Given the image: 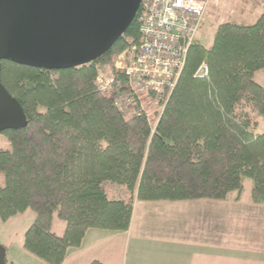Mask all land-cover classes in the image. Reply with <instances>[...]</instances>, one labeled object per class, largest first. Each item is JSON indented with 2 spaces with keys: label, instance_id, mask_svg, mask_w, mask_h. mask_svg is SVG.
Returning a JSON list of instances; mask_svg holds the SVG:
<instances>
[{
  "label": "trees",
  "instance_id": "16d2710c",
  "mask_svg": "<svg viewBox=\"0 0 264 264\" xmlns=\"http://www.w3.org/2000/svg\"><path fill=\"white\" fill-rule=\"evenodd\" d=\"M141 39L138 12L89 64L2 61L1 81L28 123L2 132L10 147H0V220L33 210L23 248L47 264H63L91 228L127 231L136 201L239 200L251 179L253 201L264 203V86L255 79L264 70V11L251 24L220 23L209 47L196 40L156 123L146 111L129 115L114 96L126 82L117 56ZM102 70L114 79L107 90ZM107 183L125 190L112 198Z\"/></svg>",
  "mask_w": 264,
  "mask_h": 264
},
{
  "label": "water",
  "instance_id": "95a60500",
  "mask_svg": "<svg viewBox=\"0 0 264 264\" xmlns=\"http://www.w3.org/2000/svg\"><path fill=\"white\" fill-rule=\"evenodd\" d=\"M142 0H0V133L27 125L1 81L3 60L40 69L80 67L102 57L136 18ZM0 264L6 249L0 245Z\"/></svg>",
  "mask_w": 264,
  "mask_h": 264
},
{
  "label": "crops",
  "instance_id": "0c3cea01",
  "mask_svg": "<svg viewBox=\"0 0 264 264\" xmlns=\"http://www.w3.org/2000/svg\"><path fill=\"white\" fill-rule=\"evenodd\" d=\"M212 0H209L207 11ZM229 3V0H221L220 3ZM243 6L251 11L253 4L249 0H242ZM239 3V2H238ZM254 23L264 11V0L255 4ZM206 11V12H207ZM209 18V17H208ZM206 19L203 27L209 22ZM243 23V24H251ZM202 27V28H203ZM256 72V75L260 73ZM261 84L262 79H258ZM261 80V81H260ZM235 201H213L208 199L188 201H136L130 228L127 231H110L91 228L87 231L82 244L77 248H70L65 264L71 260H81L85 257L89 264L93 260H101L107 264H264V249L239 241L240 236H231L233 231L240 229L225 224H213L219 222L218 218L207 216L213 212L230 210L237 212L242 208L258 211L262 204ZM194 210L201 215L186 220L180 219L178 225L168 218L180 210ZM140 212V219L136 215ZM169 214V215H168ZM167 216V217H165ZM183 222V223H182ZM206 222V223H204ZM55 224V222H54ZM184 224V226H183ZM65 224L56 233L62 234ZM230 230L228 240L225 233ZM55 230V229H54ZM262 257L259 258L258 255ZM63 263V264H64Z\"/></svg>",
  "mask_w": 264,
  "mask_h": 264
},
{
  "label": "built area",
  "instance_id": "2783aa9c",
  "mask_svg": "<svg viewBox=\"0 0 264 264\" xmlns=\"http://www.w3.org/2000/svg\"><path fill=\"white\" fill-rule=\"evenodd\" d=\"M208 3L209 0H142L141 42L122 52L115 62L126 78L114 94L124 111L133 107L138 113L145 112L141 103L144 98H155L157 105L169 99L197 40ZM203 70H207L205 62L199 69ZM97 81L102 90H107L114 79L100 76Z\"/></svg>",
  "mask_w": 264,
  "mask_h": 264
},
{
  "label": "rangeland",
  "instance_id": "374dc122",
  "mask_svg": "<svg viewBox=\"0 0 264 264\" xmlns=\"http://www.w3.org/2000/svg\"><path fill=\"white\" fill-rule=\"evenodd\" d=\"M220 1L221 0L211 1L209 10L205 13V18H204V23L208 17H209L208 18L209 22L206 23L204 27L202 26L203 28H201V30L197 35V41H200L202 44H204L207 47L212 45L215 31L220 23L225 21H233L237 23H251L255 19L254 17L256 15V11L254 9L256 7L255 4H257L258 0H249V3L251 2L253 4V6H251V11H247L249 7L247 5L246 7L243 6L242 0H229V3H222V2L220 3ZM259 2H262V0H259ZM127 49L128 48L124 49L122 52H124ZM122 52H120L118 56ZM201 65L199 66L198 71ZM108 73L109 70L107 71L102 70V72L100 71V75L98 77L102 76L104 78H109L107 76ZM256 78L257 81H259L258 79H262V81H264V71L258 73L256 75ZM261 84L264 86V82H262ZM154 99L155 98H151V97H148L147 99L144 98L141 100V103L143 104L145 111L148 112L149 118L153 120L154 123H156L167 101L157 105ZM128 112L129 115L136 113L133 107H131ZM260 121H261V127H264V119L261 118ZM0 147L2 148L10 147L9 142L2 134V132L0 133ZM251 187H252V180L246 179L245 190L242 193L241 198L239 200H235L233 197H235L236 194H232L231 198L228 200L238 202L242 199V202L243 201L250 202L249 199L251 196ZM106 189L109 192L110 197L112 198L119 197L118 194L119 190H125L120 185L114 183H107ZM251 202L252 204L255 203L252 199V196H251ZM255 204H262V206H264V203H255ZM258 208H264V207H258ZM190 210L191 209L180 210L174 215L168 214L169 215L168 218H170L171 220L175 219L174 224L176 225H178L180 219H183L185 220L184 224L186 225L187 224L186 220L188 219L195 218L196 216L199 215H201V218L207 216L204 214H198L194 210L190 212ZM35 217H36L35 212L29 209L24 213L18 214L10 218L7 221L0 220V245L5 247L6 249V264H47L44 261L38 259L37 257L31 255L23 248L24 233L32 224ZM140 217H141L140 212H138L136 215L137 220L140 219ZM211 217L212 218L215 217L219 219V222H214L213 224H225V226L239 227L240 229H238L237 232L233 231L231 233V236L239 235L240 236L239 241L245 242L247 240L249 242V246L254 244V246L260 249H264V209H258V211H251L244 207L237 212L230 210L219 211L218 209L215 212H213V215L207 216V218L209 219V224L211 223L210 221ZM63 225H64L63 221L56 219L54 224L55 231L61 229ZM230 230L231 229H229V231L225 233V238H226L225 240H228L227 237L230 236ZM258 256L259 258L262 257L260 254ZM85 259H86L85 257H82L81 260L79 261L71 260L66 264L87 263L86 261L88 260Z\"/></svg>",
  "mask_w": 264,
  "mask_h": 264
}]
</instances>
